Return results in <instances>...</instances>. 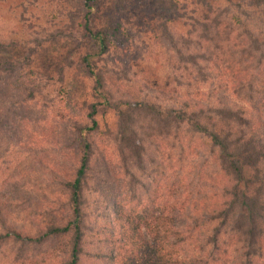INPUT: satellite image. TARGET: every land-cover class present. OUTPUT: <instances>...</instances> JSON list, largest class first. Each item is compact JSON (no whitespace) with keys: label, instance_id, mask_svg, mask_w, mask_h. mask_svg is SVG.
<instances>
[{"label":"trees","instance_id":"obj_1","mask_svg":"<svg viewBox=\"0 0 264 264\" xmlns=\"http://www.w3.org/2000/svg\"><path fill=\"white\" fill-rule=\"evenodd\" d=\"M126 1L84 0L80 13L64 27L57 25L56 34L63 36L73 25L79 29L84 48L78 46L83 51L78 64L90 80L79 105H72L76 111L81 107L83 120L71 122L67 134L73 165L61 184L64 206L35 234L7 224L0 213V257L18 262L44 250L59 251L64 264H264V0H151L152 6L161 4L164 17L190 1L191 31L200 40L183 41L191 44L186 63L197 69L187 84L200 93L201 86L214 88L216 79L224 82L211 103L195 99L196 93L158 92L162 100L152 102L135 99L126 86L122 90L121 66L106 65L104 58L128 52L119 45L124 36L119 11L129 12ZM136 1L132 25L154 9L146 0ZM176 52L182 60L185 53ZM26 59L0 62V102L7 104L0 128L8 120L20 124L16 115L39 101L43 59L32 50ZM71 60L56 73L68 87L63 95L69 104L78 87L68 84L62 70ZM175 141L196 160L194 172L183 166L166 174V145ZM112 146L118 171L110 179L98 168ZM196 193L199 200L191 201ZM169 196L175 201L188 196L192 212H185L183 201L166 211ZM182 217L190 221L178 220Z\"/></svg>","mask_w":264,"mask_h":264},{"label":"rangeland","instance_id":"obj_2","mask_svg":"<svg viewBox=\"0 0 264 264\" xmlns=\"http://www.w3.org/2000/svg\"><path fill=\"white\" fill-rule=\"evenodd\" d=\"M131 1H126L129 12L125 9L119 11L123 17L120 24L124 34L119 45L128 52L121 58H104L106 65L112 63L115 67L121 66L120 69L125 75L122 90L125 86L131 88L129 93L135 99H150L152 102L162 100L161 94L175 97V93L183 96L186 92L188 95L196 93L197 90L187 84L197 71L186 63L191 44L183 43L199 39V34L192 33L190 27V1L187 8L175 10L169 13L168 17H164L165 11L159 2L152 6L151 0H146L154 9L146 11L147 20H140L137 25H132L131 21H134L133 14L138 9L139 2L135 0L133 6H130L133 3ZM83 2L84 0H0V44L3 45L0 47V62H24L28 52L32 50L37 57L43 59L42 65L46 70L44 75H39L45 79L38 82L41 87L38 93L39 101L24 106L23 112L16 115V118L21 120L20 124L8 120L5 121V126L0 128V213L7 224L33 234L49 219L58 217L63 210L65 197L61 184L66 180V175L73 165V149L70 147L71 142L66 140L67 134L71 122L83 120L82 114L78 113L81 107H77L76 111L72 105H79L80 96L84 95L90 84L78 64L83 54L80 47L78 50V46H82L84 40L75 25L65 33V36L71 34L70 37L56 34L57 25L64 27V24H68L71 17L82 11ZM123 4L125 6V2ZM141 8L144 11L146 7ZM92 13H95V9ZM176 49L185 53L182 60ZM192 54L197 55L195 51ZM68 59L72 60L62 73L67 76L69 85L74 83L78 87V93L72 96V104L67 103L66 96L63 95V91L66 89L67 92L68 87L58 81L60 77L56 74L60 66L68 65ZM51 62L53 65L46 67ZM100 64L102 66V62ZM48 78H51V81H47ZM223 85L224 82L216 79L214 88L209 85L201 86L200 93H196L194 97L202 103H211L214 100L211 96L217 92L222 93ZM230 101L236 99L230 98ZM6 105L0 102V112ZM105 121L110 123L111 116L106 117ZM23 132H26V135L19 139ZM28 135H31L32 139L28 138ZM26 139L30 141L26 143ZM166 148L170 150V155L165 156L168 162L163 165L170 168L167 175L183 166L188 173L195 171L196 160L192 161V158L187 156L181 143L175 141V144L166 145ZM115 150L114 146L108 149V161L104 164L100 162L98 168L99 171L103 169L110 179H113L114 172L118 171L115 169ZM155 153V149L149 153L151 160ZM187 197L178 201L184 202V208L187 209L185 212H192L193 205L187 201ZM199 198L196 193L191 201ZM166 201V211L178 209L180 203L172 196L166 198ZM57 205L59 209L55 214L43 215L51 207L55 212ZM173 217L177 215L173 213ZM178 220L184 223L190 221L186 217ZM199 246L200 243L197 244V247ZM9 261L11 262L0 257V264H64L59 251L52 254L44 250L36 252L34 257L29 259Z\"/></svg>","mask_w":264,"mask_h":264}]
</instances>
